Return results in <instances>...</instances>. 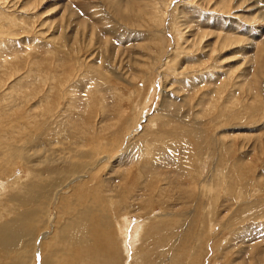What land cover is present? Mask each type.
<instances>
[{"label":"rangeland","instance_id":"obj_1","mask_svg":"<svg viewBox=\"0 0 264 264\" xmlns=\"http://www.w3.org/2000/svg\"><path fill=\"white\" fill-rule=\"evenodd\" d=\"M0 187V264H264V0H0Z\"/></svg>","mask_w":264,"mask_h":264},{"label":"bare ground","instance_id":"obj_2","mask_svg":"<svg viewBox=\"0 0 264 264\" xmlns=\"http://www.w3.org/2000/svg\"><path fill=\"white\" fill-rule=\"evenodd\" d=\"M28 185H31V184L28 183ZM35 185L33 184V186H35ZM64 188H66V187H64ZM8 189L9 188H7V187H0V201H1L2 194H6V191H8ZM54 196H55V194H54ZM14 200L15 199H11L10 201L8 200L9 202H7V206L5 207V209L9 212L5 216L8 218L11 214H13L14 218L0 224V246H6V247L11 246L16 241H18L17 242V244H18L22 241L23 238L27 237V233H33L34 231L38 232L43 227V226L41 227L42 218H40V217L38 219L35 218V215L37 214V210L40 207H42V206H40V204H35L34 202L31 203L29 201H25L26 199L22 201L23 205L22 204H15ZM35 201H37V200H35ZM64 203H67L66 206L62 205V208L64 209V211L66 210V207L68 205L73 206L71 201H64ZM81 205H83L84 208L83 209L77 208L75 210L74 217L76 218V220L70 225V227H68V230L70 231V236L68 235V232L60 230V232L56 236H54V242L55 241L59 242L61 239H63L66 243V245L64 247L68 248L67 245H70L71 249L72 250L74 249L76 251V254L77 253L89 254V253H92L94 251V245L96 244L95 234L97 233V230L101 231L103 228H106L108 226L106 224L105 227H103L104 226L102 223L103 221L95 219L94 218L95 215L93 216V213L91 212L90 209H88L85 206L84 202H81L79 204V206H81ZM45 210L47 211V207ZM47 213L48 212H46V214ZM46 214H45V216H46ZM50 214H52V213H50ZM2 217H4V216H2ZM6 217L4 219H7ZM50 221L52 222L53 219H50V218L46 219V222H47L46 228H49ZM93 224L95 225L96 228L94 227ZM35 228H37V229H35ZM45 229L40 231L38 234V235H40V238L37 240V243H36L37 244L36 249L38 252H39V248L42 246V243L44 242V240L47 239L48 236H51L50 231L46 230V232H44ZM121 229H122V227L119 226V230H121ZM103 232H105V229L103 230ZM22 244L24 245L25 242ZM64 247L58 249L55 246H46L45 250L48 251L49 249H57V251L61 252ZM10 255H14V254H10ZM13 257H15V256H13ZM77 264H79V262Z\"/></svg>","mask_w":264,"mask_h":264}]
</instances>
